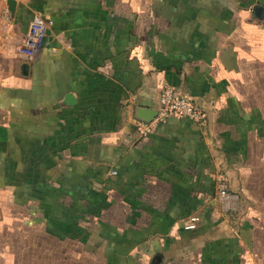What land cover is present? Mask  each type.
<instances>
[{
	"label": "crops",
	"instance_id": "1",
	"mask_svg": "<svg viewBox=\"0 0 264 264\" xmlns=\"http://www.w3.org/2000/svg\"><path fill=\"white\" fill-rule=\"evenodd\" d=\"M14 1L0 264H264V0ZM37 14L53 25L26 60ZM167 86L203 121L134 131Z\"/></svg>",
	"mask_w": 264,
	"mask_h": 264
},
{
	"label": "built area",
	"instance_id": "2",
	"mask_svg": "<svg viewBox=\"0 0 264 264\" xmlns=\"http://www.w3.org/2000/svg\"><path fill=\"white\" fill-rule=\"evenodd\" d=\"M9 18L10 15L6 7V0H0V22L2 21L5 25L9 22ZM52 25L51 20L37 14L30 23L28 32L18 49L19 55L26 60L35 58L43 50ZM170 118L189 119L199 124L205 118V114L181 91L167 86L161 92L155 119L150 123L137 121V131L139 134L147 136L156 125L164 124ZM217 187L220 198L225 200L228 204L227 206H230L232 209L231 203L235 198L229 194L227 180L223 176L218 177ZM198 222L199 218L192 217L184 221L183 226L186 230H193L197 227Z\"/></svg>",
	"mask_w": 264,
	"mask_h": 264
},
{
	"label": "water",
	"instance_id": "3",
	"mask_svg": "<svg viewBox=\"0 0 264 264\" xmlns=\"http://www.w3.org/2000/svg\"><path fill=\"white\" fill-rule=\"evenodd\" d=\"M6 4H7L8 11L12 15H14L15 14V9H16V2L14 0H7ZM156 115H157V111L156 112H153V111H145L144 112V111H142V112H140L137 115V119H138V121H143V122H146V123H150V122H152L155 119ZM135 130H137L136 126L134 128V131ZM132 141H133L132 138H128V139H126L125 142L128 145Z\"/></svg>",
	"mask_w": 264,
	"mask_h": 264
},
{
	"label": "trees",
	"instance_id": "4",
	"mask_svg": "<svg viewBox=\"0 0 264 264\" xmlns=\"http://www.w3.org/2000/svg\"><path fill=\"white\" fill-rule=\"evenodd\" d=\"M170 119H172V118H170ZM179 120H189V119H179ZM190 121H192V120H190ZM194 122V121H193Z\"/></svg>",
	"mask_w": 264,
	"mask_h": 264
},
{
	"label": "rangeland",
	"instance_id": "5",
	"mask_svg": "<svg viewBox=\"0 0 264 264\" xmlns=\"http://www.w3.org/2000/svg\"><path fill=\"white\" fill-rule=\"evenodd\" d=\"M247 208H249V207H247ZM248 211V210H247Z\"/></svg>",
	"mask_w": 264,
	"mask_h": 264
}]
</instances>
